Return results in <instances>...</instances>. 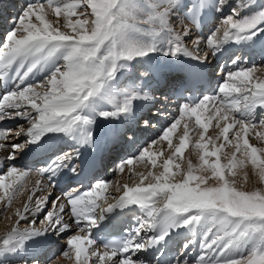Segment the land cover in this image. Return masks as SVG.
<instances>
[{
  "label": "snow or ice",
  "instance_id": "1",
  "mask_svg": "<svg viewBox=\"0 0 264 264\" xmlns=\"http://www.w3.org/2000/svg\"><path fill=\"white\" fill-rule=\"evenodd\" d=\"M226 3L227 0H218L217 11ZM173 6L167 2L161 3L147 16L143 25L137 27L131 23L133 13L129 11L126 0H47V9H51L57 18L63 12L66 17L65 26L72 29L70 34L53 27L46 20L48 13L43 0H29L15 19L12 29L4 36L3 43H0V79H6L13 65H17L12 77L16 81L15 89L5 92L0 98V120L20 118L28 121L29 125L18 126V131L11 137L5 135L11 133V129L0 133L5 140L4 144H0V148L9 150L5 160L14 161L27 144L35 142L40 134L54 131L72 133L78 128L84 132V128L91 125L92 121L82 114L83 110L88 107L89 100L96 96L104 88L105 82L113 76L118 63L161 51L154 44L139 43L133 33L145 32L154 39L158 35V29L168 28L167 18ZM89 8L90 13L87 11ZM78 10L83 19L72 21L70 17L77 15ZM238 15V11L233 9L232 15L225 17L216 31L208 36L206 45L209 52L201 48L199 40L193 41L195 49H190L185 44L190 27L183 26L179 30H169L170 38L168 46L162 50L163 54H184L206 60L209 55H215L224 43L250 39L252 35L264 31V9L252 17L237 19ZM89 16L92 17L91 27L87 18ZM33 17L39 23H33ZM62 49L64 64L58 65L46 79L48 91L41 93L36 90L37 87L44 86L43 83L24 84V80L41 61L47 60ZM255 71V67L229 71L224 76L217 95L205 97L194 104L186 103L180 106V118H195L196 127L190 129L186 122L178 146H175L172 154L162 164L163 171L159 174L151 171L148 173L155 183L142 186L143 179L147 177L140 174L141 184L132 187L125 185L119 200L115 204H109L99 216L101 220L102 213L110 212L114 207L135 204L147 211V218L142 220L134 235L121 246H111L110 251L102 253L93 250L90 253L96 258L93 264H148L147 261L140 260L137 253L158 245L168 235L169 228L199 223L202 219L210 220L211 224L202 237L201 253L195 264H264V188L245 190L243 187H237L236 180L227 179L224 171L227 169L230 175L235 176L234 169L250 163L253 169H258L259 179L264 181V147L253 146L247 138L250 128L264 127V117L256 120L254 115L257 109L264 110V79L255 77ZM133 98L135 95L127 98L115 111L101 112L100 115L108 118L127 114L131 110ZM211 108L215 111L211 112ZM205 111L210 112L206 118ZM181 119L171 123L162 136L151 144L166 141L168 147L172 148L173 133L176 132ZM212 119L217 121V127H221L220 121L226 122L220 133L225 143H231L228 135L230 130L239 129L234 133L235 152L223 166L218 153L225 144L217 146L211 137L207 142H201L205 140L209 128L207 121ZM144 123L148 125V121ZM197 128L203 130L199 131L200 139L195 143L199 163L194 164L192 159H189L182 179L177 180L176 177L181 172L172 173L170 166L173 159L182 155L188 147L190 131H196ZM21 135L29 137L24 144L17 142ZM84 135L86 139H91L90 130L84 132ZM257 135L264 142V133ZM209 144L213 150H209ZM236 153H240L244 159L238 160ZM158 154L163 155V152H152L148 145L138 156L123 161L118 168L122 171L126 165H133L134 160H143L145 157L156 167L157 160L153 157ZM208 157H215V160H209ZM70 159V155H62L49 167L36 171L42 176L47 173L49 181L59 170L68 166ZM175 168L179 170L180 165L176 164ZM76 170L74 166L72 171ZM29 171L30 169L21 170L11 165L6 172L0 173V189L5 190L4 196L8 197L9 201L20 190L19 180ZM209 172L210 175L207 174ZM13 176H16V179L5 183V177ZM108 183L97 182L83 193L70 191L64 194L72 223L66 222L60 215L65 212V204L57 205L54 200V210L45 214V229L32 228L21 231L14 227L0 238V250H15L33 236L47 232H55L58 235L70 233L72 224H75L79 232L87 229L88 235L82 236L79 232L68 235L62 255L71 258L70 252H74L76 264H88L90 257L85 245L94 244L90 237L91 228L97 225V199L104 195ZM9 190H12L11 193ZM60 199L57 197L56 200ZM158 201H163L162 207L158 206ZM158 224L162 226L161 233L148 235L147 233ZM249 238L253 243L246 255L235 258L226 256L235 243ZM109 247L104 245L105 249ZM187 247L186 244L185 248ZM174 264H189V261L177 258Z\"/></svg>",
  "mask_w": 264,
  "mask_h": 264
},
{
  "label": "rangeland",
  "instance_id": "2",
  "mask_svg": "<svg viewBox=\"0 0 264 264\" xmlns=\"http://www.w3.org/2000/svg\"><path fill=\"white\" fill-rule=\"evenodd\" d=\"M134 1L135 0H126L127 6H129ZM182 1L183 0H179V1L176 0V4H175V7H174V15L172 17L169 16L170 19L175 18V16L181 15V12L182 11H183L182 15H185L183 17H187L186 16L187 11H185V10H182L181 11ZM190 1L191 0H184L185 4L186 3L188 4ZM207 1L209 2L210 9L213 10V11H217L216 8H217V5H218V0H199V4L200 5L203 4L202 7L201 6L200 7L205 12L204 17L206 19H209V17H208V11L205 8V6L207 5ZM258 1L259 0H232L229 3L228 6L224 4L223 5V8H221L222 9V13L220 12L219 13L220 17L217 18V19H219L218 20L219 23L218 24L217 23L213 24L214 25V30H212L211 33L208 32V33H210L209 35H211L212 33H214L216 31V29L218 28V26L221 24V22L223 21V19L225 17H228V16H231L232 15L233 9H236L238 11V13H239L238 17H236L237 19H241V18H245V17H251V15L258 14L259 13V10L257 8H260V4H261L260 3L258 5ZM43 2L45 3V8H46V11L48 13L47 16H46V20H48L52 24L53 27L59 28L60 31H62V32H68V33L71 34V32L67 29V27L64 26V24H66V19H65L66 17L64 16L63 12L59 15V18H57V15L51 9H47V0H43ZM69 2H73V0H69ZM215 2H216V5H215ZM190 4H191V2H190ZM243 8L245 9V11L243 10ZM87 11L90 13V11H91L90 8ZM189 11L191 12V10H189ZM20 12H21V10L19 11V14H20ZM78 13H79V10H78ZM175 13L177 15H175ZM16 18H17V16H16ZM78 18L83 19V17H80L79 15H73L71 17V20L72 21H75ZM87 18L89 19V27H91V19H92V17L89 16ZM188 18L194 20L195 18H198V13L195 11V13H193V15L191 16V18H190V16H188ZM181 19L182 18H178V21L181 20ZM184 19L185 18L182 19L183 22H178L177 23V25L175 27L176 30L177 29L179 30L181 27H183L185 25L191 24V23H188V22L185 23V21H187V19L186 20H184ZM213 20L215 21V18H213ZM32 22L33 23H39L35 19V17L32 18ZM169 24L170 23L168 22V25ZM192 25L195 26V24H192ZM13 26H14V23L12 25H10L9 27L12 29ZM192 29H193V26H192ZM169 30H170V27H169ZM9 31H7V32H9ZM194 34H195V36H194V38H192V40H190L187 37L185 38L186 45L188 46L191 43L188 47L190 49L194 50L195 49V45H193V41H195L196 39L199 40V41L201 40L200 41L201 48H203L206 52H209L210 50L208 49V47L206 45V39L208 38L209 35H206V37H203V36L202 37H199L197 35L198 33L196 31L195 33L192 32L191 33V36L194 35ZM220 35H222V32L220 33ZM163 38L168 41L169 38H170V35L166 36V38L165 37H161V36L158 37V39H163ZM1 42H3V40ZM256 45H257V42L255 40H252L250 42V45L249 46L250 47H255ZM167 46L168 45H166L165 47H163L161 49L163 50ZM60 52H62L63 55H64V50L63 49L60 50ZM161 53H159L162 56L161 58L164 61H167L168 62L165 66H168L171 63V60L172 59H170V58H172V56L171 55H164L163 54V51H161ZM218 55L219 54H215V57H212L211 55H209L208 59L210 57H212V61L214 62L215 58L217 59L218 57H221V56H218ZM240 57L241 56H239V58ZM150 58L148 60H146L145 62L142 61V63H140L141 66H143V65L145 66V64H147V65L149 64L150 65V63H152L154 57H152V59H150ZM235 60H237V56L235 57ZM255 60L256 59H254L252 61H249V63L246 62V61H242V63L235 61L236 64H233V65H231L230 68L226 69L224 75H226L229 71L239 70L240 68H251V67H255L256 71H258V74H259L261 71H264V60H263V62L261 64H258L257 62H255ZM62 61L64 63L63 56H61L60 65H63ZM202 61L207 62V59H206V61L205 60H202ZM138 62H141V61H138ZM124 63H126V62L125 61H121V62L118 63V66H117L115 72L113 73V75L117 71H119L120 69L121 70L119 71L118 74L121 76L124 73V71H123V69L125 68ZM228 63L229 64L233 63V57L228 61ZM137 65H135V67ZM49 68H51V67L50 66L48 68L45 67L46 70H49ZM146 70L149 73H151V74H148V76H150V79L148 78L149 79V82H150V80L153 77L152 76V73H154V76H157V73L159 71H161V70L155 71V69H154L153 66H149L148 69H146ZM54 71H55V69H54ZM130 73L131 72H128V73H126L124 75L126 76L127 74H130ZM47 77L44 76L45 79L42 78L38 83H36V85L37 84H41V83H43V85H44L42 87H37V89H36L37 91H39L41 93L48 91V86H47V84L45 82ZM121 77H118V82L120 84L122 82V80H120ZM262 77H264V73H262ZM123 78H125V77H123ZM111 79H112V77L105 82V85H104V88L105 89L103 88V90L101 92H99V94H97L101 98L100 101H97V102H100V103H98V107H94V105L97 104V102L95 101L96 103L93 106H92V104H90L88 107H86L83 110V113H85L86 116H89L91 120H95V121H93L94 123H96V119H94V117H95L94 115H97V117H98L97 120H101L102 121V120H106L107 119V118H105V117H103V116L100 115L101 112H103V111L106 112L105 109H106V106H107L106 105L107 99L112 97V98H115V100L118 101L116 104L109 105V107H111V108H113L114 106H116L118 103H121L122 102V99H120L119 95L122 96L123 91L126 88L125 87L126 84H129L128 81H126L122 86H120L119 88L115 89L114 86H113L114 84L112 83ZM143 80H144V78H143ZM143 80H141V81H143ZM116 84H117V82L115 83V85ZM142 85H144V87H145L146 84H142ZM97 95H96V99L98 97ZM131 95H133V94H131ZM131 95H130V97H131ZM142 95H144L145 98H143V100H141V101L144 102V104H146V102H148L147 101L148 100L147 99L148 96L146 94H144V93ZM101 100L103 102H101ZM110 102H112V101H110ZM134 102H131V110L129 112L130 114H131L132 110L135 108V107H133V103ZM217 104H219V102ZM90 109H92V110H94L96 112L95 113L94 112L92 113V111ZM98 110H102V111H98ZM259 110H261V109H259ZM210 111L211 112H214L215 109L212 108V109H210ZM132 113H134V114L136 113L137 115H138V113L143 114V112H140V111L132 112ZM209 114H210V112H206L205 111V113H204L205 118L208 117ZM117 117L112 118V120L109 122V124L115 118H117ZM186 122L189 124L190 129L196 127L195 126V118H191L190 120H188L187 117L182 118L181 119V123L177 126L176 132L173 133V137H172L173 147L172 148H169L168 147L166 141H160L157 144L152 145L151 142L158 140L159 137L156 138V139L150 140V142L147 144V146L150 145V151L155 152V153L163 152V155H159L158 154V155H156V156L153 157V158H155L157 160V166L156 167H153L152 164H151V162H150V159L148 157H145L143 160H140V159L134 160L133 165H131V166H127L126 165L125 166L126 168L123 169L118 174V176H116V175L114 176L115 178L111 181V184L108 185V187L106 188V191L104 192V195L101 198H99V200H97V204L99 205L97 207V211H99V207H101L103 204H105L106 201H109V200H112V201L113 200H116V201H118L119 198L123 195V191H124L125 185H127L129 187H132V186H136L137 184H141L142 177L140 175V172H142L141 174H143L144 177H147V179H143L142 186H147L148 183H155V181L152 179V177L148 176V173L151 171V172H155L156 174H159L160 172L163 171L162 164H163L164 160L167 159L172 154V152L174 151L175 146H178V144H179V137L182 135L183 127H184V125H185ZM207 122L209 123V128H208L207 133L205 134V140L204 141H201L202 143L207 142V139L209 137H211L212 134L218 135V133L220 132V129L219 128L222 127V126L221 127H217L216 126L217 125V121L215 119H212V120L207 121ZM25 123L28 124V121H26V122H24V124H22L24 127L29 126V125H26ZM17 126L13 127L11 130L13 132H16L18 130V127ZM84 129H89V126L85 127ZM260 129H264V127L257 126V127L254 128V130H253V128H250L249 133H248L249 134L248 135V138L250 139V143L253 146H256L258 148L264 147V142H262L259 139L258 135H257L258 133H263V132H261ZM237 130H239V129L238 128H234L232 132H229L228 135H229V138L231 140V143L230 144L226 143L225 144V147H224L225 149L223 150L222 153H220L222 155L225 154L224 156L221 155V158H220L221 159L222 166L225 165V164H227L228 159L231 158L232 153L235 152L234 145H235L236 141L234 139V133ZM199 131H203V130L197 128L196 131H190L191 132L190 134H191V137H192L191 140L193 141V144L190 145L189 147H186V149H185V151L183 152L182 155H179V156H177V157H175L173 159V163L172 164H174V166L176 164H179L180 165V169L179 170H177L174 167V172L173 173H176L177 171H180L181 172V174L176 177L177 180H181L182 179L183 172H184V170H186L187 162H188L189 159H192V161H193L194 164H198L199 163L198 156L196 154L198 150L195 148L196 141H198L200 139L199 134H198ZM11 136L12 135L10 134V137ZM161 136H162V134H160V137ZM20 139L21 138L18 139V141H17L18 143H20ZM219 140H220L219 141V144L224 143L223 137L220 136L219 137ZM240 143H243V139L240 140ZM227 146H229V147H227ZM209 149H212V145L211 144H209ZM236 158L238 160L239 159H244V157L240 153H236ZM208 159L209 160H215L214 157H208ZM137 171H139V172L137 173V175H135ZM224 171H225V175H226V178L227 179H229V180L235 179L236 180L237 187H243L245 190L253 189V188H256V187L264 188V181H261L258 178L259 176L257 175L258 169H253L251 166H249V163H246L243 166H238L236 169H234L235 176L230 175L227 172V169H224ZM207 174L210 175V172L207 173ZM245 174H247V180H245ZM14 179H16V176H13V177H5V182L6 183H10ZM40 179L41 178L39 177V175H38V177H36V176H30V177H28L27 180L25 178L24 183H22V184L21 183H18V185L19 184L21 185V187L19 188L20 190L16 192L15 196H13L10 201H9V198L8 197H5L4 196V191L5 190L4 189H0V197H4L3 199H0V232L8 231V229L11 227V225H12L11 228L16 227V228H19L21 231H23L25 229L30 230L32 228H36V229L43 230V229H45L47 227V221L45 219V214L48 211H53L54 210L53 209V206H52V202L55 200L56 203H57L58 200H56L53 195L51 197H48V193H47L46 187L43 188L44 190L41 189L40 191H38V194L33 197L32 203H30V204H33V205L27 207L29 210L30 209H36L37 211L35 210V215H31L30 213H25V215L23 216V218L21 216H17V210L18 209H21V211L24 212L25 211V208H26V204H28L29 201L31 202V199H29V197L32 198V190H33L32 187H35V185L38 184V182L39 183H43V181H40ZM30 181H33L36 184H34V185L33 184H30ZM44 182H45V180H44ZM210 183H211V181H210ZM11 191L12 190H9L10 193H11ZM38 202H40L39 203V208H37ZM157 203H158V206H161L162 207L163 201H158ZM60 215L63 216V215H65V213H61ZM144 217L147 218V212L145 213ZM21 218H22V220H19ZM63 218H64V216H63ZM64 220L67 221V218H64ZM209 223L211 224V222H208L207 223L208 227L210 226ZM194 224H196V223H194ZM194 224L187 225L189 227V228L186 227L187 231H190V232L194 233V230H195V225ZM197 229L199 231V234H198L197 237L196 236L194 237L189 232L193 237H190V235L187 234L186 237H183L182 238V241L179 244L178 249H174V248L172 249V252L175 251L172 254L173 257L175 256V258H173L171 260V263H169V264H174V262H175V260L177 258L186 259V260L189 261V264H195L196 258L201 253V243L197 240V238H200V240L202 241V237H203L204 233L207 231L208 228H204L203 226L200 225V229H199V227ZM77 232L78 231L75 229V230L71 231L70 233H67V235H65L63 237V240L64 239L67 240L68 239V235L76 234ZM170 232H172V231H170ZM170 232L168 234H170ZM48 234H50V232H48ZM79 234L82 235V236H85V232H79ZM157 234L159 235V233H157ZM32 240H33V238H31V240L28 239L26 241L27 242H31ZM197 241H198V244H197ZM40 242L41 243H44V242H46V240H43V241L41 240ZM186 244L188 245L187 248H185V245ZM86 246H87V253L89 254V257H90L89 258V261H88V264H93V261H95V258H93L90 255V253L94 249H95V251L96 250L98 251L99 250V247H97L95 245H92V244L91 245H86ZM37 248H38V250H40V248H43V246L42 247L41 246H38ZM239 248L240 247H238V245L237 246L236 245L232 246L227 251L226 256L227 257H231V258H235V257H238L240 255H246L247 254V253L245 254L244 252L239 251L238 250ZM16 251H18V253H14ZM22 251L25 252V250H23V248L18 249V250H17V248H15V250H9V251L1 250L2 256L4 258V261H2L3 264H9V263L10 264H19V263L13 262V261L11 262L10 260L13 259V260H16L17 261V259L20 257V252H22ZM31 251L33 252V248L32 247L28 249V252H31ZM243 251H245V250H243ZM62 252H63V250L61 251V253L59 252V254L56 255L57 257L54 256L50 260L46 261V264H65V263L66 264H68V263L69 264H76V258H75L74 252H70L71 258L64 257L62 255ZM45 256H47V255H44V258H45ZM60 257L63 258V261L62 260L56 261L57 258H60ZM34 259L35 258H33L31 256V260H34ZM81 259H83V255H82ZM19 262H21V260ZM33 263L34 262H32V264ZM43 263H45V262H43Z\"/></svg>",
  "mask_w": 264,
  "mask_h": 264
},
{
  "label": "bare ground",
  "instance_id": "3",
  "mask_svg": "<svg viewBox=\"0 0 264 264\" xmlns=\"http://www.w3.org/2000/svg\"><path fill=\"white\" fill-rule=\"evenodd\" d=\"M14 1H16V0H14ZM26 1H28L29 2V0H26ZM177 1H179V0H177ZM232 0H227V3L225 4V5H229V3L231 2ZM19 1L17 0V2L15 3V4H17ZM165 2H167V3H170V4H173L174 6L172 7V9H171V11H170V13H169V15H168V18H167V23L169 22L170 24L168 25V28L167 29H163V30H157L158 31V35L153 39L152 37H150V36H148V35H146L145 34V32H138V33H133V35L135 36V38L137 39V41L139 42V43H141V44H154L157 48H159V49H161V48H163V47H165L166 45H167V40L166 39H158V37L159 36H161V37H165L166 38V36H168V35H170L169 33H170V31H169V27H170V29H175V27H176V25H177V23L178 22H183L182 21V19L183 18H185L184 20H186L187 19V21H185V23H191V24H189V25H185V26H189L190 27V32H189V35L187 36V38H189L190 40H192V38H194V36H195V34L194 35H192L191 36V33L193 32V33H195L196 31H197V35L199 36V37H206V35H209L210 33H211V31L212 30H214V26H212V27H210V26H207V24L209 23V21H210V19H213V18H217V15L218 16H220L219 15V13L221 12L222 13V9H220V11L218 12V11H213V10H211L210 9V7H209V2L207 1V5L205 6V8H206V10L208 11V17H209V19H206L205 17H204V14H205V12L201 9V7H202V5L203 4H199V0H191L190 2H191V4H190V2L187 4H185V2H184V0L182 1V7H181V11L182 10H185V11H187V14H186V16L187 17H183V16H185V15H182V13H183V11L181 12V15H178V16H175V18H172V19H170L169 18V16H173L174 15V7H175V4H176V0H135L134 2H132L129 6H128V9H129V11L131 12V13H133V18H132V20H131V23L132 24H134V25H136L137 27H140V26H142L143 25V21L147 18V16L151 13V12H153L156 8H158L159 7V5L161 4V3H165ZM2 3V1L0 0V4ZM215 5H216V2H215ZM1 6V5H0ZM15 6V5H14ZM201 6V7H200ZM195 7V8H194ZM225 7V6H224ZM0 8H2V6L0 7ZM180 8V7H179ZM223 8V7H222ZM217 9V8H216ZM189 10H191V12L189 11ZM6 11H8V13H6V14H8L7 16H9V15H13V13H14V10L12 11V9H10V10H6ZM195 11L198 13V18H195L194 20H192V19H189L188 18V16H190V18H191V16L193 15V13H195ZM172 13V14H171ZM77 15H79V13H77ZM175 15H177L176 13H175ZM252 16H254V15H251V17ZM178 18H182L181 20H179L178 21ZM66 19V18H65ZM70 19H71V17H70ZM1 20H4L6 23L5 24H8V21H9V19L8 18H6L5 17V15H3L2 16V19ZM174 21V22H173ZM182 24V23H181ZM192 24H195V26L194 25H192ZM210 24H211V22H210ZM213 24V23H212ZM2 25H4L3 23H2ZM66 24H64V26H65ZM193 26V29H192V27L191 26ZM206 25V26H205ZM201 26H203V29H204V34H203V32H201V33H199L200 31H201ZM66 27V26H65ZM181 27V26H180ZM67 29L72 33V29H70V28H68L67 27ZM178 30V29H177ZM0 31H1V29H0ZM208 32H210V33H208ZM261 34H263V33H261ZM258 35H260V33L258 34ZM196 39V38H195ZM197 40V39H196ZM201 41V40H200ZM239 42V41H238ZM241 42V41H240ZM185 44H186V42H185ZM191 44V43H190ZM189 44V45H190ZM234 44L235 45H237V47L239 48V50H238V48H236V50H234V49H230L229 51H227L226 49L227 48H225L224 46H222L221 48H219V50L218 51H216L215 52V54H219L218 56H221V57H218L217 59L215 58V60H214V62L212 61V57H215V55H211L212 57H210L209 59H207V62H204V61H200L199 59H197V58H193V57H191V56H189V55H184V54H178V55H181L182 56V58L181 59H185V60H191V61H193V62H196V61H199L200 63H202L203 62V65L204 66H209V67H211V66H215L216 65V63H224V64H226L225 62H224V60L225 59H227V57H226V54L230 57L231 56V54H234V56L238 53L239 55H238V59H240L239 58V56H241L242 57V55H246V57L248 58V57H251V52H252V50H253V48L252 47H248V46H246V47H242V46H240V44L239 43H237V41H235L234 42ZM188 45V46H189ZM194 45V44H193ZM234 45V46H235ZM263 45L261 44V42L259 43V45L257 46L258 48H257V52H259V56H257V58L256 59H260V55L261 56H263L264 55V47H262ZM161 51H162V49H161ZM161 51H155V52H152V53H149V54H147V55H145V56H138V57H134L133 59H131L130 61H125L127 64H125V68L123 69V71H124V73L120 76L121 78L120 79H125V78H123V75L124 74H126V73H128V72H132V70L135 68V65H137L138 63H142V61H146V60H148L150 57V59H152V57H154V58H156V57H159V63H162L163 65H166L168 62L167 61H165V63H163V59L161 58L162 56L159 54V53H161ZM234 51V52H233ZM233 52V53H232ZM162 54V53H161ZM61 56H63V53L62 52H57V53H55L54 54V56L53 57H50V58H48L47 60H45V61H41V63L40 64H38L37 65V71L35 70V69H33V71L34 72H39V74L40 75H44V73H45V75H48V77H50L51 76V74H52V72L54 71V69L57 67V65L59 64L60 65V61H61ZM178 57H180V56H178ZM170 59H173V56H172V58H170ZM181 59H180V62H181ZM258 59V60H259ZM257 60V61H258ZM138 61H141V62H138ZM206 61V60H205ZM138 62V63H137ZM62 63H63V61H62ZM214 63V64H213ZM42 64V65H41ZM64 64V63H63ZM172 64V60H171V63L168 65V66H164V69H162L161 71H159L158 73H157V76H154V73H152V79L150 80V82H149V79H150V76H148V74H146V76H145V78H144V80L143 81H140L139 83H136V82H128L129 84H126V88H125V90L123 91V94H122V96L121 95H119V97H120V99H122V102L121 103H118L116 106H114L113 108H111V107H109V105H113V104H116L118 101L117 100H115V98H108L107 99V102H106V110H108V112H112V111H115L118 107H120L123 103H124V101L127 99V98H129L130 97V95L131 94H133V95H131V97H133L134 95H135V98H133L132 99V102H136V100L137 101H141V100H143V98H145V96L144 95H142L143 93L144 94H146L147 96H148V102L149 101H151L152 100V97L151 96H149V91H151V89H156V88H158V86H159V84L157 83V82H159V80H160V78H161V76H162V73H165V72H167L168 71V68L167 67H170V66H172L171 65ZM41 65V66H40ZM159 65V64H158ZM40 66V67H39ZM51 67V68H49V70H46L45 69V67ZM134 66V67H133ZM144 66V65H143ZM149 66H153L152 65V63H150V65L148 64H145V66H144V68H146V69H148V67ZM235 66V65H234ZM15 67H17V65H15L14 67H13V72H14V69H15ZM55 67V68H54ZM224 67H228L227 66V64L226 65H224ZM144 68H143V70H144ZM122 71V72H123ZM222 71V70H221ZM221 71L219 72V74H220V77L224 74V72H222L221 73ZM34 72H32V73H30V74H33ZM262 73H264V71H261L259 74H258V71H255L254 72V76L255 77H257V78H259V79H264V77H262ZM133 74H136L135 72L133 73ZM128 75V74H127ZM216 75H218V74H216ZM125 76V75H124ZM47 77V78H48ZM215 77H219V76H215ZM219 77V79H221ZM46 78V79H47ZM149 78V79H148ZM118 81V80H117ZM155 81V82H154ZM162 81V79L160 80V82ZM159 82V83H160ZM142 84H146L145 85V87H144V85H142ZM222 84V83H221ZM218 89H219V87H217V92H218ZM103 90V89H102ZM157 97H159V96H157ZM164 99H166V97H163ZM110 101H112V102H110ZM121 101V100H120ZM101 102H103L102 100H101ZM110 102V103H109ZM96 103V102H95ZM97 103H100V102H97ZM216 103H218V102H216ZM144 105V102H142V103H140L139 105H138V107L135 109H133L132 110V112H137V111H140V112H143V114L146 112V110H148L147 108L146 109H141L139 106H143ZM217 106H219V104H217ZM158 108H160V105H158ZM212 109V108H211ZM257 110H259V109H257ZM103 112H105V111H103ZM131 112V114H132V117L130 118V120L126 123L127 124V128L129 129V131L130 132H132V130L134 129V127L132 126V123H133V120L135 119V115H137L136 113L134 114V113H132ZM206 112H209V111H206ZM153 113H155V111H153ZM256 113H257V111L254 113V115H256ZM138 114H140V113H138ZM264 114V113H263ZM124 114H122L121 116H123ZM95 117H94V119H96V123H94V125H95V127L97 126L96 124H98L99 122H101V120H97V115H94ZM87 117H89V116H87ZM90 118V117H89ZM112 118H114V117H108L107 119H106V121L109 123L111 120H112ZM146 118V119H145ZM185 118V117H184ZM116 119V118H115ZM173 119H181L180 118V115H175V118H173ZM143 120L144 121H148V119H147V117H143ZM175 120H173V122L175 121ZM226 122L225 121H220V125L221 126H223L224 124H225ZM123 124L121 123L120 125H118V127H116V131H118V129L122 126ZM120 126V127H119ZM87 127V126H86ZM141 128V129H140ZM139 129H137L136 131L137 132H141L142 134H145L146 133V130H144L145 129V127L143 128V127H140ZM161 128H162V130H161ZM160 128V130H161V133L160 134H162L165 130H166V128H164L163 129V127H161ZM220 129V132L218 133V135H215V134H212V136H211V138H213V140L215 141V144L217 145V146H219L220 144H219V139H217V136H221V137H223L222 135H220V133H221V128H219ZM257 129V128H256ZM86 130H89V129H84V132L86 131ZM253 130H254V128H253ZM261 130V132H263L264 133V129H260ZM233 131V129L232 130H230V132H232ZM156 132H158V131H156V130H153V131H151V134L153 135V134H155ZM77 133H80L78 130H77ZM191 133V132H190ZM93 134H97V128H96V130L93 132ZM11 135H13V134H11ZM249 135V134H248ZM93 136V135H92ZM91 136V137H92ZM132 135H129V134H127V137H131ZM114 139L116 140V141H118L119 139H123V138H120V135L118 134H115L114 136ZM242 137H243V134H242ZM247 138H248V136H247ZM192 139V137H191V134L189 135V138H188V147L190 146V145H192L193 144V141L191 140ZM249 139V138H248ZM249 142H250V139H249ZM224 144H226L225 142H224ZM241 145H242V143H241ZM33 146V145H32ZM32 146H30V147H32ZM227 147H229V146H227ZM258 148V147H257ZM225 148H223V149H221V151L218 153V155L220 156V158H221V155L222 154H220V153H222L223 152V150H224ZM141 150H142V148L140 147V146H136L135 147V149H134V152H137V153H140L141 152ZM209 150H213V149H209ZM233 150V149H232ZM7 152V149H4V148H1L0 149V153H2L3 155H4V153H6ZM225 155V154H224ZM224 155H222V156H224ZM215 158V157H214ZM249 166H251V164L249 163ZM174 164H172L171 166H170V168H171V172L173 173L174 172ZM252 167V166H251ZM253 168V167H252ZM186 169H187V166H186ZM256 171V170H255ZM139 171H137L136 172V174L135 175H137V173H138ZM142 172H140V174H141ZM196 174H200V173H196ZM38 175H39V177L41 178L40 179V181H43V183H38V184H36V183H34L33 181H30V184H36L35 185V187H32V198H31V202L29 201V203L28 204H26V206L27 207H29V206H31V205H33V204H30V203H32V199H33V197L34 196H36L37 194H38V191H40L41 189H43L44 188V186H46L45 184H46V181L44 182V179L42 178V175H40L38 172H33L31 175H26V176H24L21 180H19V182L18 183H24V180H25V178H26V180L28 179V177H30V176H36V177H38ZM257 175H258V173H257ZM116 176H118V175H116ZM113 177V176H112ZM259 178V177H258ZM118 179V178H117ZM29 182V181H28ZM6 183V182H5ZM45 183V184H44ZM31 186V185H30ZM18 187L20 188L21 187V185L19 184L18 185ZM108 187V186H107ZM44 190V189H43ZM51 192V189H49L48 190V194ZM61 198V197H60ZM60 203H64L65 204V207H66V205H67V203H66V200H64L63 198H61L60 200H58V202H57V205H59ZM14 210V209H13ZM35 210L36 209H28L27 208V210H26V208H25V211L24 212H22L21 211V209H18L17 210V216H21V217H23L24 215H25V213H30L31 215H35ZM37 211V210H36ZM40 211V210H39ZM38 211V212H39ZM64 216V218H67V221L66 222H68V220L69 219H71V217L70 216H68L67 215V213H65V215H63ZM68 216V217H67ZM33 217V216H32ZM19 220H22V218L21 219H19ZM66 220V219H65ZM208 222H211L210 220H205V219H203V220H201L199 223H196V224H194L195 225V230H194V233H192V232H190L193 236H198V234H199V231H198V227H199V229H200V225L201 226H203L204 228H208V225H207V223ZM209 225H210V223H209ZM11 227H12V225H11ZM9 228L8 229V231H3V232H0V238L1 237H3V236H5V234L6 233H8L12 228ZM186 227L187 228H189L188 226H178V227H171V228H169V230H168V233L170 232V231H172V232H170V234H168V235H166L165 237H164V239H163V242L165 243L166 242V245L163 247V250H165V251H162V253L163 254H167L168 255V257H170L171 256V253L170 252H168V248H169V250L171 251L173 248H174V246H175V244H176V242H177V239L179 238L178 237V235H181L180 237H185V231H187V229H186ZM197 227V228H196ZM191 228V227H190ZM25 230H28V229H25ZM163 229H162V226L161 225H156L155 227H154V229L152 230V231H154L156 234L157 233H161V231H162ZM24 231V230H23ZM6 232V233H5ZM149 232H151V231H149ZM148 232V233H149ZM201 232V231H200ZM189 233V234H190ZM190 234V235H191ZM174 235H177V239H175V238H173V236ZM191 235V236H192ZM38 235H36V236H33L32 238H35V237H37ZM31 240V239H30ZM27 242V241H26ZM24 243L23 244V246L22 247H16L17 248V250L18 249H21V248H23V250H25V252L24 251H22V252H20V256H22V255H24V254H26L27 253V243ZM252 239L251 238H249V239H246L245 241L244 240H242V241H239V242H237V243H235L234 245H238V247H240L238 250L239 251H241V252H244L245 254L251 249V247H252ZM160 244V243H159ZM159 244L157 245V246H159ZM92 245H94V244H92ZM233 245V246H234ZM43 246V249H46V250H48L49 248H50V251H53L52 249H53V246L51 245V243H50V241L48 240H46V242H44V243H41V247ZM168 246H170V247H168ZM85 247H86V249H87V246L85 245ZM98 247V246H97ZM90 248V247H89ZM153 247H151V248H148L145 252L146 253H148L151 249H152ZM41 249V248H40ZM92 249V248H91ZM236 249V248H235ZM89 250V249H88ZM95 250V249H94ZM232 250V249H231ZM243 250H245V251H243ZM49 251V252H50ZM97 251V250H96ZM99 252H103L104 250H101L100 248H99V250H98ZM234 251V250H233ZM34 252H35V254H34V256L36 257V256H42V254H43V257H44V255H47V252L44 254V252L45 251H43V253H42V251H40V250H38V248H36V250H34ZM14 253H18V251H16V252H14ZM138 254H140V253H137V255ZM17 255V254H16ZM12 256V255H11ZM27 257H29V256H27ZM46 257V256H45ZM57 257V256H56ZM12 258V257H11ZM93 258H95V257H93ZM6 259V258H5ZM96 259V258H95ZM7 260V259H6ZM18 261H16V260H10L11 262L13 261V262H16V263H19V264H28V259H26L25 261H22V263L21 262H19L21 259L20 258H18L17 259ZM45 260V259H44ZM58 260H62L63 261V258H57V260L56 261H58ZM2 261H4V258H3V256H2V252H1V250H0V263L1 264H3V262ZM39 262V264H42L41 262H40V260H36L35 261V263L36 262ZM34 262V261H33ZM34 263V264H35ZM71 263V262H70ZM10 264V263H9ZM30 264V263H29ZM32 264V263H31ZM66 264V263H65ZM69 264V263H68Z\"/></svg>",
  "mask_w": 264,
  "mask_h": 264
}]
</instances>
